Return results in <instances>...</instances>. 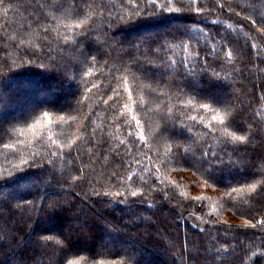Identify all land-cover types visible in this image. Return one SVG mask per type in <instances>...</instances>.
<instances>
[{"label": "trees", "instance_id": "trees-1", "mask_svg": "<svg viewBox=\"0 0 264 264\" xmlns=\"http://www.w3.org/2000/svg\"><path fill=\"white\" fill-rule=\"evenodd\" d=\"M134 4L0 0V264H264V0Z\"/></svg>", "mask_w": 264, "mask_h": 264}, {"label": "snow or ice", "instance_id": "snow-or-ice-1", "mask_svg": "<svg viewBox=\"0 0 264 264\" xmlns=\"http://www.w3.org/2000/svg\"><path fill=\"white\" fill-rule=\"evenodd\" d=\"M197 2H198V0H187V4L190 6V10L195 11V13L197 15H201L202 14V10L199 9V8H195L194 7L197 4ZM199 2L203 3V0H199ZM217 2H219V0H217ZM127 3L133 4L134 15H136V16H140L141 15L140 10L136 9V7H135L134 0H127ZM147 3H148L150 8L156 7V8H160L163 11H168V12L175 11L177 13H179L181 11L180 8H174L173 7L174 0H163V3H158L157 0H147ZM220 6L223 7V4H221ZM91 15H92V13L89 12V13L86 14V18L84 20L77 19L76 21L73 22L74 26L77 27V28L83 27V24L86 22L87 18H89ZM149 15H151L150 12L149 13H144V17L143 18H147V16H149ZM253 23H254V21H253ZM73 24H67L65 26L68 27V28H71V27H73ZM229 27H231V26H229ZM44 30L48 31L47 28H45ZM185 47H186V45H185ZM228 55L231 56V53L229 52ZM169 62L170 63H175V61H171V60ZM181 63H183V61H181ZM93 87L94 88L98 87V85L94 83ZM90 90L91 89H89V91ZM114 91H116V90L114 89ZM116 94L119 95V92L117 91ZM129 98H131V90H129ZM105 103H106V101H105ZM124 107L127 108L128 105L126 104V105H124ZM202 107L205 110L209 111V112H215L216 111L215 109L211 108L210 105H207V104L202 105ZM121 114L123 115L124 113H121ZM228 115H229V113L227 112V110H225L224 115H220L218 113L214 114V115L211 116V120L215 121L218 124H225V121L228 118ZM188 118L189 119H193V120L196 119V117H191V116H189ZM44 120L47 121V124L49 126L53 124L52 117L49 115V113L44 112L43 113V117H41L39 119H36L35 123L29 125V130L34 134V136H36V139L39 140L41 143H43L42 137H44L46 135V133L43 131V127L44 126L42 124V121H44ZM64 120H65V117H63V116L59 117V121L60 122H63ZM133 122H135V124L137 126L142 127V125L140 124V121L137 120L135 115H133L130 120L129 119L125 120V123L129 124V125L132 124ZM38 127L41 129V131L39 133H37V128ZM9 131H10L11 134H15L16 130L15 129H10ZM225 132H227V126L225 127ZM20 134L23 135V130H20ZM227 134L231 137V140L233 142H237V141L244 142L247 139L246 136L236 135L235 133L228 132ZM129 135H132V133L130 132ZM80 138L81 137H79V136L76 137V139H80ZM140 139L143 140V133L142 132L140 133ZM47 140L51 141L53 144L56 143V141L50 135H47ZM71 143L74 144L75 140L71 141ZM121 143H124V141H121ZM65 146L70 148L71 144L60 145V147H65ZM10 147H13V145L4 144V148H10ZM38 154L39 153H33L34 156L38 155ZM23 163L27 164L28 161L24 160ZM128 179H131V177H129ZM256 187H257V184H252V185L249 186V190L250 191H255ZM242 190L243 189H240V190L233 189V191H242ZM136 194L137 193L135 191L132 192L133 196H135ZM229 195H230V193H229ZM195 199L201 200V199H206V197H196ZM261 223H264V221H261ZM253 227H255V225H253ZM68 264H81V260L73 259V260L68 261Z\"/></svg>", "mask_w": 264, "mask_h": 264}, {"label": "rangeland", "instance_id": "rangeland-1", "mask_svg": "<svg viewBox=\"0 0 264 264\" xmlns=\"http://www.w3.org/2000/svg\"><path fill=\"white\" fill-rule=\"evenodd\" d=\"M180 180H182V179H179V181ZM193 182V181H192ZM191 183V182H190ZM193 184H195V186H193L194 187V191L192 190H190L189 188H188V184L186 185V188H187V190H188V192H190L191 194H194V195H196V196H200V195H209V194H213L212 192H213V190L212 189H210V188H208L204 183H202V182H193ZM215 210V209H214ZM230 220H234V219H232V218H230ZM164 261V260H163ZM165 264H167V262L165 261Z\"/></svg>", "mask_w": 264, "mask_h": 264}]
</instances>
